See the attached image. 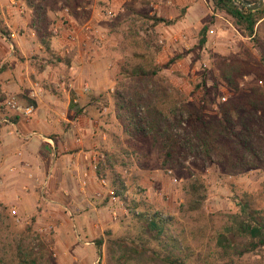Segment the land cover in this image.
<instances>
[{
    "label": "rangeland",
    "instance_id": "rangeland-1",
    "mask_svg": "<svg viewBox=\"0 0 264 264\" xmlns=\"http://www.w3.org/2000/svg\"><path fill=\"white\" fill-rule=\"evenodd\" d=\"M69 1L73 3V8H65L64 3L68 1L64 0L48 2L46 19L50 33L63 42L87 41L92 60L107 56L104 68L112 82L83 95L71 90L66 94L55 92L53 87H57L51 84L44 95L11 91L14 87L11 77L16 85L17 77L20 78L21 74H42V70L44 76L53 78L61 72V66L43 60L36 71L30 66L31 59L41 57L29 24L30 11L25 0H0V29L8 33L7 37L0 32V85L4 83L8 86V90L3 89L0 102L6 105V101L12 97L17 108L11 109L20 116L12 120L0 113V202L6 206L0 212V264H107L106 239L121 236L132 228V232H137L129 217L128 207L132 204L139 205L137 210L140 211H158L172 217V232L182 235L194 256L193 264H203V243L211 224L214 225L224 215L245 211L255 216L264 215V106L253 113L254 124L248 126L250 132L241 131L240 125L225 126L219 112L221 104L237 94H247L251 88L259 90L264 96V65L258 63L260 47L253 45L239 32L229 14L214 8L212 0H185L180 4L183 10L188 3L198 5L193 8L195 14H199L194 26L172 29V24L177 20L172 17L171 24L159 23L154 27L156 41L160 45L156 61L159 64L167 63L161 71L163 83L173 86L174 89L170 91L173 94L176 92L179 98L174 109L177 113L175 118L180 122L173 123L169 131V137L175 139L177 144L167 150L166 134H155L146 129L144 135L137 136L127 131L117 118L114 97L116 89L120 92L127 89L142 91L149 86L134 78L132 71L128 74L118 71L116 61L124 62L125 67L131 62L130 48L126 42H120L119 29L114 31L112 25L133 7L135 11L148 12L153 6L149 4L151 0ZM98 1L102 4H98ZM119 3L122 9L118 8ZM167 3L164 2V5H173L170 1ZM174 36H181L187 45L182 40L174 41ZM167 37L171 38L172 43L167 44L160 54L161 40ZM229 57L250 62L249 68H245L236 79V92L230 91L219 77V65L222 59ZM5 79L8 83L4 82ZM73 98L75 101H72ZM63 100L67 102L69 118L77 119L78 116L88 122V133L79 136L85 145L94 142L96 156L91 160L92 165H81L82 172L79 173L72 169L70 160H62L61 172H51L48 178L54 191L35 185L36 191L23 193L16 184L24 176L23 171L18 169L17 161L11 155L16 154L15 147L21 143L14 136L16 130L21 132L17 124L21 125V120L23 123L29 121L34 125L30 130L35 129L36 118H39L36 111L42 106L45 108L46 104L58 107ZM25 107L32 108V111L23 113ZM185 107L192 112V117L208 127L210 145H199L193 138L190 140L193 144L185 142L186 123L182 119L187 113ZM38 112L40 114V110ZM137 114L143 115L141 107L137 108ZM42 128L53 136L59 131L54 125L45 124ZM239 136L248 137L254 143L256 154L259 150L261 155L259 161L247 154L239 158L241 150L235 149ZM20 138L24 140L23 136ZM101 149L115 151L114 163H103L104 184L94 173L95 165L105 157ZM79 175L90 182L83 190H74ZM117 178L125 187L122 191L124 200L117 194L115 200L108 196L107 190L113 188L111 186ZM189 183L201 195L198 207L192 210L188 206L193 199ZM12 187L16 189L9 192ZM18 196L27 197L24 205L26 209L33 207L30 212L19 210L16 206ZM64 207L79 209L72 221L63 214L66 212ZM209 214H213L212 222L208 221ZM250 233L254 235L255 232L251 230ZM149 236L150 231L146 234V237ZM99 238L102 239L100 247L96 245ZM26 240L30 248L24 254L32 262L24 263L17 251L18 245H24ZM222 240V236L218 237L217 243ZM256 259V255L248 253L234 262L252 264Z\"/></svg>",
    "mask_w": 264,
    "mask_h": 264
},
{
    "label": "trees",
    "instance_id": "trees-1",
    "mask_svg": "<svg viewBox=\"0 0 264 264\" xmlns=\"http://www.w3.org/2000/svg\"><path fill=\"white\" fill-rule=\"evenodd\" d=\"M50 0H25V5L30 11V26L32 27L35 44L40 47L41 57L31 59L30 66L35 71L45 63L58 64L61 62L64 67L70 64L69 58L65 55L54 51L51 46L52 34L48 29L46 19V10ZM65 2V8H73V3L69 0ZM253 3L256 0H245ZM214 8L221 9L229 14L234 20L239 32L246 36L253 45L260 47L258 63L264 65V3L256 9H248L244 5L235 0H212ZM139 3H144L140 2ZM98 4H102L98 1ZM134 9V10H133ZM127 10L113 23V30L119 29L121 35L120 42H126L130 48L131 62L125 67V63L115 62L118 71L128 74L130 71L133 77L149 86L143 90L120 92L115 90V104L117 108V118L120 120L124 128L137 136L145 134V130H152L155 134H166L167 150L177 144L175 139H171L170 127L173 123H179L175 117L177 115L175 106L179 102V98L170 91L173 86L164 82L161 71L167 64H159L156 61V55L160 50L157 43V32L155 26L159 23L171 24L172 19H165L154 14H148L145 11H135L136 8ZM0 32L3 36L8 37L5 31ZM38 59V61H36ZM40 59V60H39ZM250 62L238 58L222 59L219 65V77L223 84L232 92H236V79L249 68ZM170 91V92H169ZM4 90L0 85V100ZM2 102V101H1ZM0 102V113L9 116L12 120L19 119L15 111L7 104ZM264 106V96L259 90L251 88L247 94L235 95L228 101L220 105V117L223 124L240 125L243 130H248L250 124H254L253 113ZM141 107L143 115L137 114V108ZM187 108V107H185ZM187 113L182 119L186 123L185 142L191 139L197 140L199 145H210L211 136L208 127L199 122L196 117H192V112L187 108ZM31 112V110H30ZM245 113H247L245 115ZM174 121V122H170ZM34 128V127H32ZM161 128V130L159 129ZM36 129V127H35ZM33 129V131L35 130ZM246 132V131H245ZM46 137L52 138L53 134L43 130ZM116 143V142H113ZM197 144V143H196ZM248 137H237L235 149H240L241 154L253 157L255 161H259L260 153L256 154V147ZM257 146V145H256ZM259 149V147L257 146ZM105 154L103 161H98L95 165L96 178L103 179L104 167L103 163L111 164L115 161L114 152L101 149ZM170 154H168L169 156ZM166 162V160H165ZM112 193L115 192L118 197L124 200L122 191L125 190L123 183L117 178L113 181ZM191 183H189L190 188ZM191 194L193 199L189 203V208L196 209L199 204L200 194L194 186L191 185ZM191 204V205H190ZM139 205L132 204L128 207L130 220L133 221L136 231L128 229L125 233L118 237L107 238L105 241V251L107 255V264H193L194 256L188 249L185 240L179 232L173 231L172 217L161 212L140 211L137 210ZM6 206L0 202V212ZM253 212V211H252ZM251 212L245 211L237 214L224 215L219 221L208 229L207 237L204 245L203 264H235L234 260H239L243 255L253 253L257 259L252 264H264V215H252ZM213 214L208 215V221H213ZM0 214V222H1ZM30 230V229H27ZM254 230V235L251 234ZM150 231V236L146 234ZM223 240L218 244V237ZM37 238V237H36ZM102 239L96 240V245L100 247ZM18 255L22 256L24 263L31 261L26 257L24 251L30 248L28 240L18 245ZM203 249V248H202ZM32 262V261H31Z\"/></svg>",
    "mask_w": 264,
    "mask_h": 264
},
{
    "label": "crops",
    "instance_id": "crops-1",
    "mask_svg": "<svg viewBox=\"0 0 264 264\" xmlns=\"http://www.w3.org/2000/svg\"><path fill=\"white\" fill-rule=\"evenodd\" d=\"M154 1L155 0L149 1V4H152L153 6L151 7V10L148 11V14H154L165 19H171L172 17L177 18L172 24V29H179V27L185 25L194 26L199 20V14L196 15L193 11L194 6L198 5L194 3H188L187 8L183 10L180 4H183L185 0H176V2L173 0L172 2L171 0ZM167 1H170L173 5H164V2L167 3ZM120 5L121 4L119 3L118 8ZM120 9H122V7H120ZM62 10L64 11V9ZM56 37L57 36L51 37V48L62 55L65 54L69 58L70 64L63 69V64L59 62L58 65L60 64L59 66H61V72H58L53 78L44 76V70H42V74H21L20 78L17 77L18 84L16 85V81L11 77L10 80H12L14 84V87L11 89L12 92L16 94L23 92L31 95H44L48 93L50 89V86L48 85L51 84V86L57 87H53L55 92L61 91L62 94H66L71 90L79 95H83L86 92L98 90L101 85L105 86L106 84L110 85L112 83L107 76L106 69L104 68L107 56L98 57L99 59L92 60L93 58L90 57L88 53L90 46L87 45V41L67 40L63 42ZM173 40L181 41L182 38L181 36H174ZM161 41L163 42V45L161 46L160 54L162 53V50L167 48V44L172 43L170 37H167L164 40L162 39ZM183 44L187 45L184 41ZM36 47L40 51V47L37 44ZM50 80H52L53 83H50ZM4 82L8 83V80L5 79ZM2 86L3 89L8 90L7 85L3 83ZM67 100L69 101V99ZM72 101H75V99L73 98ZM67 107V102L63 100L58 107L46 104L45 108L42 106L41 109H38L36 111V116L39 118H36V121L34 120L37 130H30L34 125L29 121L23 123L21 120L22 126L19 123L17 124L22 133L18 129V131H15L16 135L14 136L20 140L21 143L15 147L16 154L12 153L11 155H13L12 159L17 161L16 166L18 169L23 171L24 176L19 179V183H16L18 186L17 188L23 193L33 192L34 190L36 191L35 185L41 189L47 187L48 189H51V191H54V189H52L53 187L50 188L48 178H50L51 172H61L62 160H70L73 164L72 169L78 171V173L82 172L81 165L85 163L92 165L91 160L96 156L94 152L97 153V150H95V144L90 141L85 145L82 138L88 133V122L78 116L77 119L69 118L67 115ZM39 110L40 114L38 112ZM45 124L57 127L59 130L58 134L52 138L44 136L42 127ZM33 133L39 136H32L31 134ZM79 135L82 137L80 138ZM20 136H23L24 140L20 138ZM43 139H47L50 142L44 141ZM46 168H48L47 171ZM72 169H70V171ZM89 172H91L90 169ZM46 174L47 177H45ZM89 182L88 179L85 180L82 175H79L78 184L75 186L74 190H83ZM59 188L68 191L66 188ZM14 189H16V187H12L8 191H14ZM3 190H7V188H4ZM17 199L16 206L22 212L28 213L33 209V207H31L32 209H26V196L23 198H19L18 196ZM20 201L21 203H19ZM64 208L66 212L62 211L63 214L71 221L74 219V215L79 212L77 207H73V209L67 207ZM66 213L68 215H66Z\"/></svg>",
    "mask_w": 264,
    "mask_h": 264
},
{
    "label": "built area",
    "instance_id": "built-area-1",
    "mask_svg": "<svg viewBox=\"0 0 264 264\" xmlns=\"http://www.w3.org/2000/svg\"><path fill=\"white\" fill-rule=\"evenodd\" d=\"M184 45H185V44H184ZM84 90H85V88H84ZM6 104H7L9 107H11V108H13V107L17 108V105H16V103H15V100H14L12 97L6 101ZM30 110H31L30 107H25V108L22 110V112L26 114V113L30 112ZM2 120H5V119L2 118ZM100 183H101V184H104V179H100ZM107 191H108V196L110 197V199H111V200H115L114 193H112L111 189H109V190H107ZM12 212H14V210H12ZM113 214H114V212H113Z\"/></svg>",
    "mask_w": 264,
    "mask_h": 264
},
{
    "label": "water",
    "instance_id": "water-1",
    "mask_svg": "<svg viewBox=\"0 0 264 264\" xmlns=\"http://www.w3.org/2000/svg\"><path fill=\"white\" fill-rule=\"evenodd\" d=\"M235 1H237L238 3L244 5L246 8L251 9V10L258 8L263 2V0H256L253 3H249L245 0H235Z\"/></svg>",
    "mask_w": 264,
    "mask_h": 264
}]
</instances>
